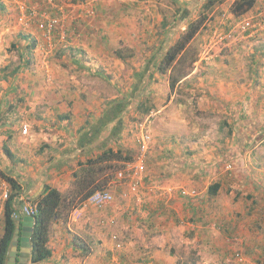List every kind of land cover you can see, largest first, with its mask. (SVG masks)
Wrapping results in <instances>:
<instances>
[{
  "label": "crops",
  "instance_id": "0c3cea01",
  "mask_svg": "<svg viewBox=\"0 0 264 264\" xmlns=\"http://www.w3.org/2000/svg\"><path fill=\"white\" fill-rule=\"evenodd\" d=\"M48 8L51 9V7ZM263 8L264 0H255L254 6L246 14L251 15ZM51 14H54V11ZM69 14L67 12V15ZM84 14L87 17L92 16V13H81V16ZM187 15L188 10L186 9L184 16ZM226 16L230 17L233 14L228 11ZM222 17H224V13H221L220 16L216 15L215 19L221 20ZM62 23L60 24L62 25ZM68 24L62 25L63 30L68 31L64 41L59 39V28L49 37L43 36L34 25L25 27L20 24L17 5L14 0H0L1 38L2 35L4 38L7 34L11 39L12 33L18 32L21 35V31L27 30L28 32L23 33L22 38L29 41V39H33L29 34L34 35L33 32H36V42L34 39L36 44L32 45V49L34 47L44 48L48 44L50 47L51 41L55 42L59 39L61 45L63 44L62 46L71 44V47L78 48L79 52L93 56L92 61L95 63L107 62L105 54L109 52V49L105 46L102 50L103 43L100 41L102 40L101 35L103 38L107 36L108 28H103V31L99 33L93 26H80L79 30V26L77 29H72ZM258 31L261 32L256 34L257 37H253L254 43L257 44L254 45V50H250L251 60H248L247 64L248 70L252 66L253 71L250 75L243 76V81L246 80L247 88H249L246 89L245 95L240 96L237 87L240 79L237 80L239 76L233 75L234 72L240 70L239 63L235 58L228 59L225 69H219L216 72L211 69L210 75L206 76V79H201L200 86L206 91L207 96L205 97L222 100L221 104L226 102L227 104L224 103L223 105L228 107L230 105L234 115H244L240 107L241 104H238L242 98L246 102L250 101L249 104L253 110L264 114V69L261 72L259 68L262 64L264 66L262 63L264 62V40L262 41L264 39V26ZM165 36L167 38V35ZM261 36L262 39H260ZM5 46L7 45L0 46V53L7 50ZM112 51L117 56L118 48ZM151 59L152 56L140 64L147 68ZM29 61L28 58H23L24 65L28 66ZM249 62H251L250 66ZM37 63L36 66L39 68L45 67V72L40 75H31V80L24 78L21 86L15 84V89H18V92L22 89L27 90L30 98L43 96V102L40 101L43 103L42 107L38 108V111L42 109L40 112L42 116L40 118L35 116L37 114L32 113L30 105L27 116L19 118L27 123L28 126L26 127L29 128L26 132H23L19 126L20 122L22 123L21 120L7 124L5 117L3 118L4 122L0 123V172L14 176L21 184V193L16 203L19 216H25L20 212L21 204L38 195L45 186L66 192L71 186L73 172L80 167V164L86 163L90 158H94L109 148L122 151L123 148L131 150L130 147H132V150L135 151V153H131L133 156L137 150V144H135L137 134L132 135L134 142L132 141L131 145L128 144L120 105L109 107L103 105L96 109L91 105L82 104L77 99L81 90H84V83L82 85L79 81L77 83L76 76L73 74L68 76V69L66 68L57 70L55 74L47 73V61L38 59ZM194 63L197 64V62ZM211 63L204 62V65L210 67ZM142 65L140 66L144 73L145 70ZM138 70L141 69H135V71ZM13 72H15L14 68ZM189 73L181 80H185ZM11 74L13 73L11 72ZM36 78L39 79L40 90L24 86L30 81L33 85ZM73 82H76L77 89H74L73 84L70 85ZM138 82H135V86ZM78 86L82 87L79 88ZM31 104L34 105L33 102ZM1 110L2 107L0 106ZM3 111L7 114L8 111L13 113L15 110H6L5 107ZM245 112L250 111L246 109ZM248 122L250 120L247 118L231 120L232 130L229 143L233 150H239L238 146L252 142L253 138L249 139V137L255 132L250 133L253 126L249 125ZM240 123L243 124L240 125ZM162 128L163 134L152 133L150 156L156 146L164 145L163 136L167 129L166 126ZM240 130H243L244 134L239 138L238 132ZM263 137L264 133L263 135L260 133L253 141L256 143L255 147L263 142ZM171 139L174 144V137L170 136ZM129 150H126L127 153L130 152ZM238 152L240 153V150ZM163 155L156 153L153 158L147 155L150 159L137 193L128 192V196H123L124 192L128 191L127 184L109 181L107 188L113 194L112 202L102 208H95V206L88 204L77 220H73L69 216L70 214L67 220L56 219L50 227L48 240L50 255L39 261L38 264H192L182 260L185 257V252H188L186 256L195 259L193 264H221V262H217V259L224 262L233 247V245L227 244L232 235H238L243 229L249 232L250 228L253 231L257 222V215L259 216V213L255 214L254 212H260L264 207V193L262 190L254 189L252 185V189L247 187L245 192L240 193L237 198L236 193L229 192L227 187L224 188L226 194L221 192V186L215 196H209L207 193L209 183L207 184L206 179H203L205 176L202 175V171L194 169L195 164H191V168L185 162L180 161L181 163L179 162L178 165L175 161H164L168 157ZM208 161L210 160L205 159L204 161L208 167L214 163L213 161L208 163ZM214 167L217 168L218 165ZM216 168L209 169L214 175L213 177L216 176L220 179L219 177L223 174L233 177L228 172L220 171L221 167ZM254 175L255 173L252 176ZM234 178L240 179L236 174H234ZM237 181L240 182L241 180ZM245 182L246 186H250V179L246 178ZM169 186H172L174 190L170 195H167L165 189ZM181 188L196 189L198 195L201 196L199 199H197L198 197L193 199L182 196L178 192ZM5 189L9 190V185L0 175V210L2 211L0 235L3 231L5 199H3L2 194ZM249 192L255 196L258 195L257 199L260 200V203L256 205L255 201L245 202L244 199L249 196ZM252 198L254 199V197ZM212 224H216L217 229H220L221 226L222 234L212 229L210 226ZM224 230H231L229 239L224 234ZM246 231L242 232L244 236L241 237V240H245H243L244 247L248 249L246 245L249 243L253 245L255 242L253 238L249 240L246 237ZM255 237L261 240L260 247L264 249V233L256 234ZM255 247L250 249V255L254 253ZM84 248H89V250L85 253L83 252ZM26 264L34 263L29 258Z\"/></svg>",
  "mask_w": 264,
  "mask_h": 264
},
{
  "label": "rangeland",
  "instance_id": "374dc122",
  "mask_svg": "<svg viewBox=\"0 0 264 264\" xmlns=\"http://www.w3.org/2000/svg\"><path fill=\"white\" fill-rule=\"evenodd\" d=\"M232 1L222 0L219 3H215L210 10H204L205 13H208L205 24L189 44L190 53L196 56L195 62L197 64H192V67H190L192 70L185 80H180L174 89H170L167 75L161 74L156 69L157 63L167 45L185 31L188 20L198 18L201 15L204 1L57 0L56 2L66 7L67 12L70 13L65 17L62 25L69 23L68 25L72 29H77L79 26V30L80 26H93L99 33L103 31V28L109 29L106 37L103 38L101 35L102 40L100 41L103 43L102 50L105 46L109 49V52L105 54L107 62L95 63L92 61L93 56L87 55L85 52H79L78 48L71 47V44L62 46L63 44L61 45L59 39L55 40V42L51 41L50 47L48 44L44 48L38 49L34 47L32 49L33 39L36 42V32H33L34 35L29 34V36L33 37V39L30 37L29 41L22 38L23 33L26 34L28 32L27 30H23V32L20 30L21 35L18 32L12 33L11 39L7 34L4 38L2 35V38L0 37V43L2 42L0 46L7 45L5 46L7 50L0 53V106L2 107L0 123L4 122L3 118L5 117L7 124L21 120L19 118H25L30 105L32 113L37 114L35 116H38V118L42 116L40 114L42 109L38 111V108L42 107L43 96L30 98L27 90L22 89L18 92V89H15V84L16 86H21L24 78L31 80V75L43 74L45 67L39 68L36 64H38V59H44L48 63L47 73L55 74L57 70L66 68L68 69V76L73 74L76 76L77 83L79 81L81 85L82 83L85 84L84 90H81L77 99L82 104L91 105L96 109L103 105L105 107L120 105L129 145L132 144V141L134 142L132 135L134 133L137 134V123L147 117L150 121L151 134L153 132L156 135L159 133L163 134L162 127L166 126L167 132L163 136L165 139L164 145L156 146L151 156L149 153L151 147H149V154L147 155L150 158H153L156 153H162V155L165 154L168 157L164 161H175L178 165L180 161H183L191 168V164H195L194 169L202 171V175L205 176L203 179H206L207 184L219 181L222 186L221 192L226 194L224 188L227 187L232 193H236L237 198L240 193L245 192L247 187L252 189V185L254 189L262 190L264 193V140L256 147V143H253L260 133L262 135L264 133V114L255 109L253 110L250 107V101L246 102L242 98L238 104H241L240 107L244 115H234L232 113L233 108L230 105L229 107L223 105L224 103L227 104L226 102L221 104L222 100L205 97L207 96L206 91L200 86L201 79H206V76L210 75L209 71L211 69H214V72L219 69H225L228 59L235 58L239 63L240 70L234 72L233 75L239 76L237 80L240 79V81L237 87L239 88L240 96L245 95L246 89H249L247 88L246 80L243 81V76L246 77L253 71L252 66L248 70L247 64L248 60H251L250 50H254V45L257 44L254 43L255 39L253 37H257L256 34L261 31L246 33L243 36L234 34L231 38L222 39L220 37L222 33L227 31V22L229 20L250 15L245 14L240 17L226 16L229 11V4ZM39 5L40 1L38 2L37 0V6ZM186 9L188 10V15L184 16ZM81 13H92V16L87 17L86 14L81 16ZM221 13H224V17L220 18L221 20L215 19V16H220ZM77 15H80V17H77ZM218 24L219 26L217 27ZM165 35H167V38ZM260 39H262V36ZM35 42L34 45L36 44ZM115 48H118L123 59L113 53L112 50ZM129 54L130 56H128ZM150 56H152V59L148 62V67L145 68L140 63L143 60L147 61ZM25 57L30 60L28 66L23 63V58ZM204 62L212 63L209 67V65H204ZM140 65L144 67V73ZM13 68H15V72H13ZM139 68L141 70L135 71V69ZM259 68L262 72L264 69L263 64ZM16 79L17 81H15ZM135 82H138L136 86ZM31 84L30 81L24 86L40 90L39 79L36 78L33 85ZM72 84L74 89H77V86H75L76 82L70 83V85ZM78 87L81 88L82 86ZM215 101H218V103H215ZM5 107L6 110L13 109L15 111L13 113L8 111L5 114V111H3ZM246 109H249L250 112H245ZM239 112L241 113V111ZM234 118H247L250 120L248 124L253 126V130L250 133L255 132L249 137V139L253 138L252 142L244 146H238L240 153L238 152L239 150L230 148L229 143L232 130L231 120ZM21 121L22 123L20 122L19 125L21 129L23 126H28L23 120ZM242 134L244 132L240 130L238 132L239 138ZM170 136L174 137V144L172 139L170 140ZM168 143L170 145H167ZM130 148L131 150L123 148L122 151L119 149L122 152L121 155L123 157L126 155L133 157L131 153H135V151L132 150V147ZM126 150L130 152L128 151L129 153H127ZM148 156L145 161L146 167L150 159ZM205 159L210 160L208 163H211V161L214 163L208 167V164L204 162ZM126 161L128 160L123 158L121 161L111 162L116 167L107 171L109 175L112 177L113 172ZM216 165H218L217 168L214 167ZM219 167H221L220 171L228 172L233 177H229L226 174L221 175L220 179L216 176L213 177L214 175L211 174L210 170L219 169ZM254 173L255 175L252 176ZM234 174L240 177V179H237L241 180L240 182L236 180L238 177L234 178ZM246 178L251 180L250 186H246ZM249 195L250 198L246 197L244 199L245 202L251 203V201H255L256 205L260 203V200L257 199L258 195L255 196V194L251 193ZM237 202L239 203V201ZM254 213H259V216L257 215V222L253 227V231L250 228L249 232L243 229L239 232L241 235L238 233V235H232L231 239H229L231 230H224V234L229 239L227 244L233 245V247L224 262L220 259H217V262H221V264H264V249L260 247L261 240L255 237L256 234L264 233V207H262L260 212L255 211ZM210 226L222 234L221 226L220 229H217L216 224ZM245 231L247 232L246 237L249 240L253 238L255 242L253 245L250 243L246 245L248 249L244 247L245 240H241V237L244 236L242 232ZM253 246L256 247L253 250L254 253L250 255L249 251ZM185 253V257L182 260L193 264L195 259L186 256L188 252Z\"/></svg>",
  "mask_w": 264,
  "mask_h": 264
},
{
  "label": "trees",
  "instance_id": "16d2710c",
  "mask_svg": "<svg viewBox=\"0 0 264 264\" xmlns=\"http://www.w3.org/2000/svg\"><path fill=\"white\" fill-rule=\"evenodd\" d=\"M221 1L205 0L202 4L201 15L198 18L188 20L185 31L164 49L156 68L161 74L167 75L170 89L177 86L178 82L190 72V67L196 61V56L190 53L189 44L205 24L208 13H205L204 10H210L215 3ZM254 4L255 0H233L229 4V12L233 16L240 17L245 15ZM32 45L34 46V39ZM116 54L119 58H123L119 51ZM121 153L120 150L107 149L94 158H90L86 163L79 165L80 167L73 172L71 186L66 192L45 186L38 195L30 200L36 208L33 231L30 237L31 262L38 264L39 261L50 255L49 233L51 224L56 219L67 220L74 206L88 198L96 190L106 188L111 178L107 171L116 167L111 162H118L123 158L124 160L132 159L127 155L123 157ZM0 175L9 185V194L3 205V231L0 235V264H5L9 244L14 235L15 217L18 215L16 203L21 193V184L8 173L1 171ZM220 188L221 183L219 181L213 182L208 185L207 193L209 196H215ZM247 197L250 198V195ZM88 250L89 248H84L83 252L86 253Z\"/></svg>",
  "mask_w": 264,
  "mask_h": 264
},
{
  "label": "built area",
  "instance_id": "2783aa9c",
  "mask_svg": "<svg viewBox=\"0 0 264 264\" xmlns=\"http://www.w3.org/2000/svg\"><path fill=\"white\" fill-rule=\"evenodd\" d=\"M14 1L17 5L18 20L22 26L29 27L31 25H34L37 30L41 31L43 36L47 37H49L54 31H56L57 28H59V39L62 41L66 39L68 33L63 30V27L60 24L63 22L67 15L66 7L58 4L55 0H42L40 1V7L37 6V0L36 2H29L28 0ZM42 2L43 4L41 5ZM48 7H51V9ZM52 11H54V14H51ZM227 24V31L220 35L222 39L231 38L234 36V34L243 36L246 33H256L261 27L264 26V9H262L261 11H257L256 13H253L247 17H240L235 18L234 20H229ZM136 128V154L132 157V159L126 161L121 167H118L113 172V175L109 180L110 182H122L127 184L128 191L124 192L123 196H128V192L137 193L140 182L144 177L146 169L145 161L152 142L150 121L148 120V117L143 121L137 123ZM22 131L26 132L27 127L23 126ZM173 190L174 188L172 186H169L167 187V189H165V193L167 195H170ZM178 192L182 196L190 197L193 199H196L199 196L198 191L193 188H181ZM8 194L9 190L5 189L2 194L3 199H6L8 197ZM112 200L113 194L106 186V188L96 190L88 198L74 206L70 211L69 216L73 220H77L80 218L82 210L88 204L95 206V208H102L106 204L112 202ZM35 209V204L30 200L24 201L20 206V212L23 215L33 218L36 211ZM1 212L2 211L0 210V216Z\"/></svg>",
  "mask_w": 264,
  "mask_h": 264
},
{
  "label": "water",
  "instance_id": "95a60500",
  "mask_svg": "<svg viewBox=\"0 0 264 264\" xmlns=\"http://www.w3.org/2000/svg\"><path fill=\"white\" fill-rule=\"evenodd\" d=\"M33 226V217L19 215L15 217L14 235L9 244L5 264L27 263L31 256L30 237Z\"/></svg>",
  "mask_w": 264,
  "mask_h": 264
}]
</instances>
